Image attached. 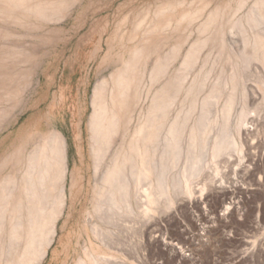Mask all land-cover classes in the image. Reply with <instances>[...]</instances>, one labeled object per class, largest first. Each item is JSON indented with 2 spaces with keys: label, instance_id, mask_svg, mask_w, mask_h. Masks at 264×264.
<instances>
[{
  "label": "rangeland",
  "instance_id": "1",
  "mask_svg": "<svg viewBox=\"0 0 264 264\" xmlns=\"http://www.w3.org/2000/svg\"><path fill=\"white\" fill-rule=\"evenodd\" d=\"M169 1L178 2L174 10L175 18L192 7L190 4L206 3L208 6L194 19L179 22V25L174 21L173 26H177H171L173 30L169 27L154 35L160 46L153 52L148 65L142 68L143 79L140 78L141 83L137 85L140 101L134 105L127 140L167 77L173 78L178 88L172 94L174 98H171L173 100L163 128L166 129L168 123L175 119L181 126L185 122L189 125L185 126L186 129L181 128L175 141L177 147L174 152H169L172 156H169L167 163L164 162L166 146H163V135L166 131L163 130L154 158L156 172L140 183L139 190L131 187L136 193L130 189V209L122 213L125 217L120 216L118 220L121 222L117 220L113 223L116 226L109 227L118 241L115 240L116 244L111 249H106L99 245L90 230L93 220L101 223L93 206L99 180L93 167L88 129L94 84L103 76H110L114 68L129 57L127 51L131 53L157 21L159 15L156 9H161ZM205 1L78 0L65 15L51 22L33 17L25 20L23 16L17 20L0 17V28H3L0 29V46H29L37 54L32 67L41 77L40 81L30 84L21 93L19 102L17 100L14 104L9 100L5 105L8 114L0 123V177L18 168L52 127L66 133L69 172L75 175V184L70 193L71 173L68 175L67 206L59 219L55 241L43 264H75L79 257H86L85 247L110 256V259L107 258L110 264H264V65L259 58L245 56L244 52V34L249 27L246 13L253 0H248L241 9L236 4L239 0ZM218 7V19L213 22L211 30H204L209 13ZM140 19L143 23L138 28L140 23L136 21ZM133 28L137 30L136 33ZM206 36L214 39L195 52L197 57L190 65H184L185 54L191 45L204 37V40L208 39ZM171 47L176 48L175 58L169 60L170 65L165 67L166 70L163 68L165 71L159 78L160 82L149 84L151 64L159 56L163 57ZM247 52L250 54L248 49ZM230 69H236L234 72L238 74L229 73ZM230 74L238 79L233 81L229 78ZM229 79L236 82L235 88L232 81L230 85L233 88L229 87ZM225 80L228 85L224 83ZM228 88L234 92L230 93ZM229 97L235 98L231 100L234 101L233 108L229 109L231 115L229 110L225 112ZM208 102L209 113H204L206 107L203 106ZM191 107L192 113L189 112ZM209 121L211 123L206 125L210 126H204ZM196 127L209 130H201L202 134L207 131L211 133L209 136L206 133V140L209 141H206V147L200 138L204 135L197 132L200 129ZM189 136H195L197 141L191 142L193 140ZM218 139L221 142L214 143ZM117 142L122 144L123 139ZM217 143H222V147L216 155ZM19 145L24 147L21 161L16 157ZM212 153L215 154L213 159ZM101 226L105 228L106 225Z\"/></svg>",
  "mask_w": 264,
  "mask_h": 264
},
{
  "label": "bare ground",
  "instance_id": "2",
  "mask_svg": "<svg viewBox=\"0 0 264 264\" xmlns=\"http://www.w3.org/2000/svg\"><path fill=\"white\" fill-rule=\"evenodd\" d=\"M77 1L78 0H0V17H6V19L11 18V20L12 18H14L17 20L21 18V16H23L24 19L33 17L40 20L41 19L46 21L50 20L49 22H51V20L52 21L58 20L63 15H65L68 12V10L72 8V6ZM247 1L248 0L237 1L236 4H238L239 6V7L237 6V8L241 9V7H243V5ZM198 2L200 1H196V3ZM252 2L253 3L249 6V9L248 10L246 9L247 10L246 21L249 27L245 29L244 35L246 36V38L244 37L245 38L244 52H245V56L249 55L255 58L256 57L259 58L262 61V65H264V0H253ZM177 4L178 2L171 1L170 3L164 5L163 7L161 6L162 7L161 9H159L160 7L158 8L159 10L156 9L157 14L159 15L157 21L155 22L154 26L145 33V37H143V40H141V42H139V44L136 45L133 50L130 49L131 53L127 51V54H130L129 57L126 60L123 59L121 65L118 68L115 67L116 68V69L114 68L115 71L114 72L112 71L110 76L104 77L102 75L104 78L102 77V79L100 80L98 79V81L95 82L94 84V88L91 96L92 111L89 116L88 129L90 132L89 142L91 144L90 143L89 144L91 148L90 151L92 154L91 157H93L92 160L94 161L93 167L95 170V176L99 180V184L97 183L98 185L97 187H95L96 198L94 199L95 202L93 203V206H94V211L97 212L99 218H101V220L99 219L101 223L94 222L93 220L92 223L94 224L93 226H91L92 225L91 223L90 230L93 231V235L97 240V242L99 243V245L104 246L106 249L108 248L111 249L114 242L118 241V239L116 240L114 238L115 232L113 231V229L110 228L111 226L112 227L116 226L117 224L115 223L116 224L115 225L113 223L117 222V220L121 218L120 216H124L123 214H125L124 212L127 209H130L131 207L130 205L131 198L129 199L130 189L135 187L136 191L139 190L138 188L140 183L144 181V179L145 180L149 179V177H151L154 171L156 172L155 170L156 168L154 169V167H157V165L156 163H154V158L156 153L158 152L157 147L160 143L159 141L162 139V137L160 136L161 133L164 132L163 130L166 131L165 135H163L164 136L163 140L165 142L163 146L164 147L166 146V155L164 157L165 158L164 162L167 163L169 160V156H172V154L169 155V152L170 153L174 152L175 147H177L175 141L179 136V132L181 131V128L185 127L186 125H189V123L187 124V122L183 120L185 122L184 123L185 125L181 126V124H179L178 122V119L174 118L175 120L169 122L168 123L169 126H167L166 129L163 128V126L165 125V119H166L165 117L168 114V110L171 105L170 103L172 102L171 100H173L171 98L172 97L174 98L172 94L174 92L176 93V90L178 88L177 86H175V82L173 78L167 77L164 80L163 84L153 95L151 101L149 102V105L147 107L148 109L146 108L147 110L145 112V116H143V114L141 113L143 117L140 120V123L136 127L135 131L133 133L131 132L132 133L130 134L131 137L127 140V135L131 130V119H132L131 116L134 113L133 110L134 105L140 101L139 100L140 95L137 85L141 83V82L139 83V81L140 78H142L141 73L144 71V70L142 71V68H145L143 66L148 65L147 63L149 62L153 52L156 49H158V46H160L157 40L154 39V35L158 32H161V30L165 31L169 27L171 28V26L172 28H174V26L176 27L177 25L181 24L179 22L189 19H194L195 17H197L198 14H201V12L205 10L204 9L205 7L208 6L206 3H204V5H202L203 3L195 4V6L190 4V6L192 7L185 10L178 17L176 16L177 18H175L174 10ZM237 10L238 9H235V11ZM219 12H220V7H218L214 11L212 10L209 13L207 21H205L203 25L204 30L207 28L208 29L210 28L211 30V26L213 22L219 17L218 16ZM142 20H144V18H142ZM174 21H177L176 23L177 25L173 26ZM136 22L140 23L139 25L137 24L138 28H140L143 21H141L140 19L139 21ZM221 25H223V23ZM182 27L183 26H181V28ZM134 29L135 28H133V31H135ZM176 29L177 28H175V30ZM212 31L215 30L212 29ZM208 36H206L208 39L204 40L205 38L204 37L202 38L203 40L201 39L198 43L194 42V44L191 45V47L185 54L186 56L184 58V61L182 60L184 62V65L189 64L194 59V57H197L195 55V52L197 50L202 49L211 39H214V38H209ZM215 36H217V34ZM197 37L199 38V36ZM175 49L176 48L171 47L169 50H166L167 53H165L163 57L159 56L155 60V62L151 64V69H150L151 71L149 70L151 80L149 79L150 80L149 84L153 83L154 85L155 84L154 82L159 80L161 74L163 75L166 68L170 65V64L168 65V62H170L169 60H171L172 57L175 58L174 56L177 53V52L175 53L176 51ZM247 49L250 51V54H248ZM35 53L36 52L34 50L32 51L31 49H29V46L28 48H25L17 44H12V45L8 44L7 46L6 45L0 46V123L5 119L6 115L8 114V112H6L8 110L7 106H5L7 105V101L9 103V100L10 102L12 100L14 104H16L15 101H17L19 97L22 96L21 93L23 94L25 89L28 88L30 84L40 81L41 77L39 73L34 71L32 67L33 62L36 59L35 56L37 55V54L35 55ZM182 69L184 70V68ZM229 71H230L229 73L234 72L231 71V69ZM235 73L237 72H234V74ZM37 75H38V80L37 79L35 80V76ZM234 76L230 74L229 78L233 79V81L237 80L238 79L236 78L237 76L236 77ZM231 81L229 79L228 81L229 85ZM233 81L231 83L234 84L233 86L235 88L236 82L233 83ZM224 83H226V80ZM226 84L228 85V83ZM231 85L229 87L233 88ZM147 87H149V85ZM150 87H152V85ZM232 92H234V90L233 91L231 90L230 93ZM145 94H146V89H145ZM235 95L236 94H234V96ZM210 98L212 97L210 96ZM232 99L235 98L233 97ZM232 99H230L229 97L228 100L230 101H228V105H226L227 109L224 106L225 112L233 108L232 104H234L233 103L234 101L232 102L231 101ZM214 100L216 99L214 98ZM9 106L11 107L10 104H8V107ZM208 106H209V102L205 106H203V108L206 107L205 110L203 109L204 113L208 110L207 109L209 108ZM12 107H15V105ZM193 107L190 108L189 110L190 113L193 112L192 111ZM143 109L144 108H142V110ZM220 111L222 112V110ZM229 113L231 115L232 112L229 110ZM210 120H212L211 117ZM201 121L202 119H200V122ZM198 123L199 121L196 124ZM202 123L204 122L202 121ZM207 123H211V122L210 121L206 122L204 125L209 127L210 124L208 126L206 125ZM196 124L193 126L195 127ZM197 129L198 130L200 129V131L197 132L202 134V131L206 130L207 128L202 130L203 127H199ZM208 131L204 132L205 134H202L204 135L203 137L200 136L202 141L204 140L203 143L205 144V147L207 144L206 141L208 140V139L206 140V138H208L206 137V135L208 134L207 136H209V134H211L208 133ZM181 133L183 134V132ZM65 134L60 129L56 127H52L50 132H48L46 135H43L39 139L37 144L34 143L36 146L33 147L34 149H32V151L30 150L29 154L27 153L28 155H26V159L25 160L23 159V161H21L20 157L22 156L21 154L24 153L23 152L24 147L23 146L20 147L19 145V149L17 148L18 152L16 157L18 158V160L21 161L20 166L15 170L13 168V170H11L9 173L0 177V264H43V262L46 260L49 253V249L54 243L57 235V225L59 219L64 213V210L67 206V199L69 198L67 192V182H68L67 180H68V175H70L69 173L71 172H69L70 171L69 144ZM189 134H192V132H190ZM190 138L193 140L191 142L195 143L197 141V139L195 140V136H192ZM120 139H123L122 144H119L120 142L119 143L117 142ZM215 142H221V141H219L218 139V141H214V143ZM221 144L217 143V147L218 146L219 147L217 148V150H215V154L216 152L217 154L220 152L221 150L220 147H222ZM213 148L216 149V146L213 145ZM215 154L213 155L212 153V159L213 156H215ZM161 161H163V159H161ZM3 162L4 164H7L5 163V161ZM70 178H71V184L70 186H68L70 187L69 193L70 191H72L73 186L75 184V175L73 172L71 173ZM147 197L152 201L151 195L149 193H147ZM226 209H229V207ZM118 221L121 222L122 220L121 221L118 220ZM101 224L104 226L106 225L105 228L101 226ZM124 224L125 223H123V225ZM117 230L119 231V229ZM84 251L86 257H81V258L79 257L78 258L79 260H76L75 264H110L109 263L110 260L107 261V258H109L110 256L107 257L106 254H103L98 250H95L90 247L89 248L85 247ZM182 254L184 253H181V255ZM181 255H180L181 258H185L182 257L184 255L182 256ZM119 262L122 261H118V263Z\"/></svg>",
  "mask_w": 264,
  "mask_h": 264
}]
</instances>
